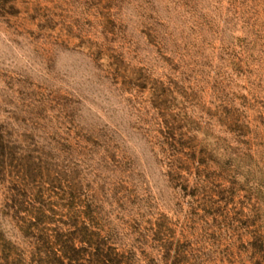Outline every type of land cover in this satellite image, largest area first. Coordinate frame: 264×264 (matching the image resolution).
Returning a JSON list of instances; mask_svg holds the SVG:
<instances>
[{
	"label": "rangeland",
	"instance_id": "rangeland-1",
	"mask_svg": "<svg viewBox=\"0 0 264 264\" xmlns=\"http://www.w3.org/2000/svg\"><path fill=\"white\" fill-rule=\"evenodd\" d=\"M0 264H264V0H0Z\"/></svg>",
	"mask_w": 264,
	"mask_h": 264
}]
</instances>
